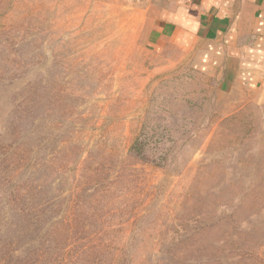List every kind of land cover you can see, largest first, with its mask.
<instances>
[{"label": "rangeland", "instance_id": "obj_1", "mask_svg": "<svg viewBox=\"0 0 264 264\" xmlns=\"http://www.w3.org/2000/svg\"><path fill=\"white\" fill-rule=\"evenodd\" d=\"M143 5L0 0V264H264V101Z\"/></svg>", "mask_w": 264, "mask_h": 264}, {"label": "crops", "instance_id": "obj_2", "mask_svg": "<svg viewBox=\"0 0 264 264\" xmlns=\"http://www.w3.org/2000/svg\"><path fill=\"white\" fill-rule=\"evenodd\" d=\"M128 1L148 7L160 49L188 51L220 93L250 92L264 101V0Z\"/></svg>", "mask_w": 264, "mask_h": 264}]
</instances>
